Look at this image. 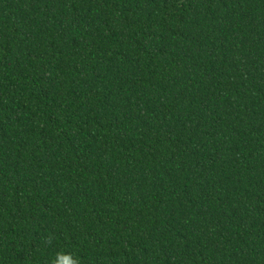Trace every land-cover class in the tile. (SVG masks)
Here are the masks:
<instances>
[{"label":"trees","instance_id":"1","mask_svg":"<svg viewBox=\"0 0 264 264\" xmlns=\"http://www.w3.org/2000/svg\"><path fill=\"white\" fill-rule=\"evenodd\" d=\"M264 264V0H0V264Z\"/></svg>","mask_w":264,"mask_h":264},{"label":"clouds","instance_id":"2","mask_svg":"<svg viewBox=\"0 0 264 264\" xmlns=\"http://www.w3.org/2000/svg\"><path fill=\"white\" fill-rule=\"evenodd\" d=\"M73 264H77V262L74 261Z\"/></svg>","mask_w":264,"mask_h":264}]
</instances>
